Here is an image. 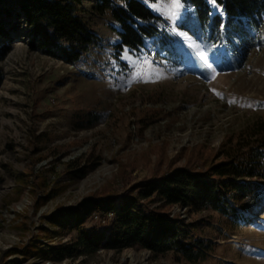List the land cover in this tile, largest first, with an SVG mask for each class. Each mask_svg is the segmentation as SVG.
Instances as JSON below:
<instances>
[{
    "label": "rangeland",
    "instance_id": "rangeland-1",
    "mask_svg": "<svg viewBox=\"0 0 264 264\" xmlns=\"http://www.w3.org/2000/svg\"><path fill=\"white\" fill-rule=\"evenodd\" d=\"M164 2L151 4L175 28L189 6L180 0L181 8L172 19L159 7ZM91 3L83 2V15L101 42L80 64L31 50L23 17L21 31L0 60V264L7 249L26 244L37 233L42 213L75 204L108 183L122 189L126 183L118 174L119 161L128 165L127 185L133 184L150 176L160 166L158 161L164 169L171 163L183 166L199 145L218 150L228 135L264 116V27L260 42L240 67L211 65L200 73L165 59L154 48L141 54L118 50L116 20L109 13L92 11ZM154 106L163 108L165 116L145 123L141 111ZM32 131L54 135L43 152L54 145L61 151L38 161L44 153L33 152ZM93 150L102 155L97 167L38 210L29 188L19 200L7 201L16 186V170L25 171L35 162L37 170L52 164L63 172L65 162L83 157V164ZM59 179L67 181L68 176L63 173ZM259 181L260 195L244 202L243 215L252 214L246 223L213 209L197 214L214 242V252L201 262L187 263L177 260L175 253L155 254L133 245L121 250L101 247L57 263L29 258L23 264H264V179ZM17 212L28 215L27 230L17 226L23 218ZM172 214L185 221L192 218L188 207L179 204L172 205ZM14 257L22 258L15 253L9 259Z\"/></svg>",
    "mask_w": 264,
    "mask_h": 264
},
{
    "label": "trees",
    "instance_id": "trees-1",
    "mask_svg": "<svg viewBox=\"0 0 264 264\" xmlns=\"http://www.w3.org/2000/svg\"><path fill=\"white\" fill-rule=\"evenodd\" d=\"M84 1L0 0V39L8 38L0 41V60L12 47L13 36L21 31L23 17L31 50L80 64L101 42V36L85 20ZM157 1L92 0L91 10L109 13L116 20L118 39L114 45L118 50L141 54L154 48L165 59L200 73L211 65L240 67L261 40L264 0H182L189 9L175 28L153 8L151 3ZM2 79L0 71V85ZM165 114L163 108L154 106L143 109L140 116L151 124ZM30 139L33 152L42 153L54 135L32 131ZM60 149L54 145L38 161ZM101 158V153L93 150L83 164V157L65 162L63 172L52 164L37 170L35 162L25 171L16 170V186L7 201L19 200L29 188L38 210L95 169ZM119 162L118 174L126 183L122 189L108 183L75 204L58 205L52 213H42L37 233L26 244L7 249L2 264H23L29 258L57 263L101 247L121 250L133 245L155 254L172 252L177 260L187 263L206 260L214 252V242L205 234V222L197 218L198 213L213 209L240 224L252 217L243 215L242 209L245 199L258 197L263 185L259 179H264V116L228 135L218 150L199 145L186 156L183 166L171 163L164 169L158 161L160 166L150 176L133 184L127 185L128 165ZM63 173L67 181L59 179ZM174 204L188 207L192 218L185 221L180 215H171ZM21 216L17 212V217ZM24 217L17 226L27 230ZM15 253L22 258L9 259Z\"/></svg>",
    "mask_w": 264,
    "mask_h": 264
},
{
    "label": "snow or ice",
    "instance_id": "snow-or-ice-1",
    "mask_svg": "<svg viewBox=\"0 0 264 264\" xmlns=\"http://www.w3.org/2000/svg\"><path fill=\"white\" fill-rule=\"evenodd\" d=\"M159 7L164 15L169 18L175 19L177 17L178 10L181 8V4L180 0H165L163 4L159 5Z\"/></svg>",
    "mask_w": 264,
    "mask_h": 264
}]
</instances>
